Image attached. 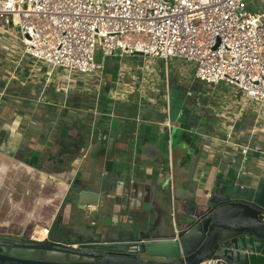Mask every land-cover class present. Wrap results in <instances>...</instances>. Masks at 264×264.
Returning <instances> with one entry per match:
<instances>
[{"label": "crops", "instance_id": "crops-1", "mask_svg": "<svg viewBox=\"0 0 264 264\" xmlns=\"http://www.w3.org/2000/svg\"><path fill=\"white\" fill-rule=\"evenodd\" d=\"M140 58L106 60L92 86L67 87L62 75L45 84L46 65L0 33V234L44 239L41 229L50 227L60 202L73 194L72 184L106 180V173L123 175L125 183L141 181L140 197L117 200L115 210L122 219L147 211L154 220L166 211L162 185L170 179L171 163L180 214L206 203L229 179L245 185L264 181V158L258 152H251L241 166L240 155L221 141L230 132L233 141L252 138L264 149V110L256 104L240 109V91L224 82L206 85L194 78L193 66L176 59L167 85L163 64L156 60L147 74ZM129 87L132 92H125ZM172 89L193 124L181 139L185 150L173 148L170 162L161 160L167 149L160 135L167 115L174 122ZM115 91L121 95L113 97ZM99 204L90 202L88 210ZM87 218L99 222L93 214Z\"/></svg>", "mask_w": 264, "mask_h": 264}, {"label": "built area", "instance_id": "built-area-1", "mask_svg": "<svg viewBox=\"0 0 264 264\" xmlns=\"http://www.w3.org/2000/svg\"><path fill=\"white\" fill-rule=\"evenodd\" d=\"M0 33L46 65L45 84L59 75L67 87L87 83V76L102 73L105 60L140 56L147 74L156 60L163 64L168 85L170 63L176 59L194 67L196 80L209 86L224 82L240 91V109L256 104L264 110V0H0ZM97 49L104 63L96 60ZM166 102L169 106V98ZM164 128L171 136L174 125L168 115ZM221 141L240 155L241 166L251 152L264 158V149L252 138L233 141L229 132ZM173 169L171 163L172 195ZM174 207L172 198L176 229ZM40 233L46 238L50 227ZM200 264L229 263L209 259Z\"/></svg>", "mask_w": 264, "mask_h": 264}, {"label": "water", "instance_id": "water-1", "mask_svg": "<svg viewBox=\"0 0 264 264\" xmlns=\"http://www.w3.org/2000/svg\"><path fill=\"white\" fill-rule=\"evenodd\" d=\"M160 136V144L167 149L161 160H168L173 135ZM106 174V180L72 184L73 194L60 202L46 238L1 233L0 264H200L209 259L264 264V181L225 182L206 203L180 214L177 193L174 190L172 195L168 180L162 185L165 212L154 220L147 211L122 219L115 210L117 200L124 195L140 197L141 181L130 178L125 183L126 177L117 172ZM90 202L100 203L99 207L88 210ZM91 214L99 222H90Z\"/></svg>", "mask_w": 264, "mask_h": 264}, {"label": "rangeland", "instance_id": "rangeland-1", "mask_svg": "<svg viewBox=\"0 0 264 264\" xmlns=\"http://www.w3.org/2000/svg\"><path fill=\"white\" fill-rule=\"evenodd\" d=\"M252 7V6H250ZM96 60L100 63H104V58L102 56V53L99 49L96 51ZM140 60H142L140 58ZM106 62V60H105ZM171 65V64H170ZM182 78V76H180ZM99 81V76L97 74L93 76H87V85L92 86L93 84L97 83ZM192 82V77L188 78V83ZM197 85H200L199 82H197ZM201 86V85H200ZM177 91L171 90V113L173 117V121H178L181 123V127H176L173 130V136H172V146L175 150H178L179 148L183 147V150H185L186 143L182 142V136L184 135V131L187 127L191 126L193 124V121H189L187 117L185 116V110L182 109L183 102L179 98V95L176 94ZM228 182H234L233 179H229Z\"/></svg>", "mask_w": 264, "mask_h": 264}]
</instances>
